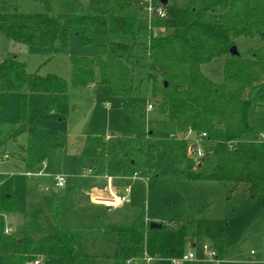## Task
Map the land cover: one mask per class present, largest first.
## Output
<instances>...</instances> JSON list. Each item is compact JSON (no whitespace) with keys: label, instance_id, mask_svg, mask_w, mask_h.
Returning <instances> with one entry per match:
<instances>
[{"label":"trees","instance_id":"16d2710c","mask_svg":"<svg viewBox=\"0 0 264 264\" xmlns=\"http://www.w3.org/2000/svg\"><path fill=\"white\" fill-rule=\"evenodd\" d=\"M41 1L47 11L38 20L30 14L11 13L6 6L0 13V32L16 43L41 47L44 43L39 40L40 25L46 42L57 45L59 53L68 49L72 32L80 36L83 46L95 44V37L108 34L131 39V43L96 46L93 59L73 58L72 85L76 88L101 84L112 97H139L141 85L135 84L134 67L141 66L142 54H149L148 78L152 82L151 104L156 117L150 121L148 135H141L147 127V105L137 100L126 114L132 133L88 137L82 141V158H101L112 164L132 147L129 161L136 164L133 158L137 154L146 159L151 169L157 151L152 133L160 131L169 136L174 164L182 168L187 181L244 187L250 200L260 197L264 206V139L259 138L264 129L250 124V115H260L255 110L264 105V0H200L202 10L195 9L191 0H174L173 4L153 7V16L160 18L157 15L160 7L166 14L161 18L164 30L157 36L152 33L147 43H142L137 33L139 17L145 9L134 0H111L110 6L97 9L93 15L82 13L65 19L52 14L49 0ZM202 12L210 13L215 21L199 22ZM256 37L262 42L259 47L239 57L231 55L238 38ZM221 58L225 60L223 81L216 83L203 73L202 66ZM69 88V83L60 76L28 72L27 65L16 58L0 62L3 108L7 107L11 93L22 94V124L14 130L16 136L27 131L25 114L28 107L36 106V94L49 95L46 111H52L68 102ZM190 130L196 137L206 134L202 158L190 155L191 141L184 138ZM249 133H255V138L244 140ZM72 191L73 188H68L65 192ZM18 211L12 196L0 203V213ZM53 212L56 229L44 233L37 241L22 234V251L15 250L18 238L11 236L3 253V264H32L48 257H58L62 264H76L80 256L76 230L62 224L58 205ZM152 223L141 214L129 227L111 226L104 230L117 244L115 264H126L145 253L154 259H179L190 251L189 247L202 241L209 243L216 260L223 261L224 221L158 223L161 227L157 229H151Z\"/></svg>","mask_w":264,"mask_h":264},{"label":"rangeland","instance_id":"374dc122","mask_svg":"<svg viewBox=\"0 0 264 264\" xmlns=\"http://www.w3.org/2000/svg\"><path fill=\"white\" fill-rule=\"evenodd\" d=\"M134 2L145 9L139 17L137 33L139 40L147 43L152 33L157 36L159 30H162L160 33L164 30L163 20L152 14L153 7L162 5L161 0ZM191 2L195 9L202 10L200 0ZM49 3L52 14L65 19L82 13L93 15L97 9L110 6L111 0H49ZM168 3L173 4L174 0H168ZM6 6L11 13L30 14L37 20L47 11L41 0H0V13ZM198 21L212 23L215 19L210 13L202 12ZM94 39L95 44L83 46L80 36L72 32L68 49L59 53L57 45L46 42L40 25L39 40L44 43L41 47L16 43L0 32V62L16 58L27 65L28 72L40 76L57 75L70 85L68 102L57 105L52 111H46L49 95L36 94V106L28 107L25 114L27 131L18 136L14 135V130L22 124V94L11 93L6 108H3L0 101V201L8 194L13 195L21 209L18 214H0V253L9 242L6 232H19L26 227L30 236L38 239L43 229L55 230L53 209L58 205L60 220L64 226L76 229L78 235L77 251L80 256L76 264H115L112 258L117 251V244L115 238L109 239L105 235L104 230L111 226L129 227L141 214L145 215L146 220L156 223L200 219L224 221L226 230L223 261L214 263L204 248L209 243L202 241L195 247H189V252L195 255L196 264H264L262 199L258 197L250 200L244 187L235 189L231 184L222 182L187 181L182 168L174 164V157L170 152V138L165 133H152V141L157 151L151 169L146 159L137 154L133 158L137 165L129 161V156L133 153L132 147L127 149L126 155L120 156L114 163H109L110 165L101 158L80 156L82 141L88 137H107L113 133L131 134L130 119L126 114L134 102L139 100L147 106L153 102L152 82L148 78L149 54H142L144 56L139 62L141 66L134 67L135 84L141 85L139 97H112L108 88L101 84L78 88L72 85L73 58L93 59L97 54L96 46L99 45L113 42L131 43L128 37L116 34L97 36ZM261 44L259 37L236 40L240 55ZM224 63V58L218 59L203 65L202 71L212 81L221 83ZM255 111L260 115L252 113L250 124L258 130L264 129V105L258 106ZM145 115L147 127L141 133L142 136L148 135L150 121L156 117V113L146 111ZM254 138L255 133H249L245 135L244 140L251 141ZM57 145L58 148L54 149ZM37 159L44 160L41 162ZM27 163L29 167L40 166L29 170ZM46 166V176L30 179L24 175L28 171H44ZM122 166L124 168H121ZM89 170H93V175L82 178L83 172ZM135 170L140 172L142 179L128 180ZM116 172L118 179L122 176L124 181L134 185L130 204L120 208L99 204L98 199H105L100 193L107 191L106 197L111 199L105 174ZM54 175L64 176L68 182L80 178L78 180L82 184L68 194L65 189L58 190L55 187ZM116 186L117 183H113L114 190ZM122 193L124 194V191ZM16 237L21 236L17 234ZM21 248L17 245V249ZM0 264H3L1 256ZM42 264L59 262L57 259H49ZM152 264L174 262L155 259Z\"/></svg>","mask_w":264,"mask_h":264},{"label":"built area","instance_id":"2783aa9c","mask_svg":"<svg viewBox=\"0 0 264 264\" xmlns=\"http://www.w3.org/2000/svg\"><path fill=\"white\" fill-rule=\"evenodd\" d=\"M152 13H153V8H152ZM157 15L160 18H164L165 17L166 14H165V12H164L162 7L157 9ZM147 111L148 112L154 111V105L151 104V103L148 104ZM205 137H206V134H202L199 137H196V136L193 135L191 130L184 136L185 139L191 141V147L193 145H196V147L193 150H191V148H190V155L191 156L196 157V158H202L204 156L205 148H204L203 139ZM259 138L264 139V132L259 133ZM47 174H48V167L46 166L44 168V171H41L39 173H33V172L28 171L24 175L27 178L31 179L33 177H36V178L43 177V176H46ZM92 175H93V170L84 171L83 174H82V178H88V177H91ZM53 178H54L55 187L58 190H63V189L67 188L68 180H67L66 177L61 176V175H54ZM106 178L108 179L109 184H111L112 181H113V178L112 177H108V176H106ZM122 179L125 180L124 178H122ZM141 179L142 178H141L140 174L137 173V172H135L133 174V176L128 178V180H134V181L141 180ZM132 192H133V186L131 184H127L126 188H125V193H126L125 195L118 194L115 191L110 189L109 197L111 199H109V198H107V199H98L97 202L102 203V204H104L106 206H109V207L117 208V207H120V206H122L124 204H128V203L131 202L130 196H131ZM204 248L207 251V254L211 258V260H213L214 263L215 262L218 263V260L215 259L216 254L210 248V246L209 245H205ZM154 260H155L154 258L150 257L147 253H145L142 258L128 260L126 262V264H139L140 262L141 263H146V264H152ZM173 262H174V264H185L187 262H196V258H195V255H194L193 252H188L182 258L173 259ZM34 264H41V261H36Z\"/></svg>","mask_w":264,"mask_h":264},{"label":"crops","instance_id":"0c3cea01","mask_svg":"<svg viewBox=\"0 0 264 264\" xmlns=\"http://www.w3.org/2000/svg\"><path fill=\"white\" fill-rule=\"evenodd\" d=\"M162 30H159V33L161 32ZM264 128V127H263ZM262 132V131H261ZM260 132V133H261ZM264 132V131H263ZM107 137H110V136H107ZM79 144V143H78ZM5 160H8V159H5ZM105 160V162H106V164L107 165H110L109 164V162L106 160V159H104ZM133 165H134V162H131ZM38 166H40V165H38ZM38 166H34V167H38ZM34 167H29V165H28V163H27V169H33ZM121 168H124L123 166L121 167ZM129 170V169H128ZM135 172H137V173H139L140 174V172H138V171H134L133 172V174L135 173ZM117 172L115 173V174H109V175H107V174H105V179L108 181V179L106 178V176H108V177H112L113 178V181H112V183L111 184H109V187H108V190H109V195H110V189L111 190H113V191H115L116 193H118V194H121V195H125L126 193H125V188H126V185L127 184H129V182L128 181H124L122 178V176L120 177L121 179H118L119 177L117 176ZM133 174H131L129 177H131V176H133ZM2 179V175H0V180ZM78 179H80V178H77V179H73L71 182L69 181L68 182V186H67V188L64 190V191H66L68 188H73L74 190L75 189H77V187H80L81 186V182H80V180H78ZM119 180V181H118ZM117 183V186H116V188H115V190H114V188H113V183ZM109 183V182H108ZM134 186V185H133ZM122 188H124V190L122 189ZM118 189H121V191L120 190H118ZM124 191V194L122 193L123 191ZM119 191L121 192V193H119ZM134 191V190H133ZM73 192V191H72ZM69 194V193H68ZM101 195H102V198H105V199H107V197H106V195L108 194L107 193V191H105V192H103V193H100ZM9 196H12L13 197V195H10V194H8L5 198H7V197H9ZM104 196V197H103ZM4 198V199H5ZM14 198V197H13ZM3 199V200H4ZM3 200H1L0 201V203L3 201ZM15 200V199H14ZM16 202V201H15ZM99 203V202H98ZM17 204V203H16ZM99 204H102V203H99ZM128 204H130V203H128ZM104 205V204H103ZM124 205H126V204H124ZM17 206L19 207V205L17 204ZM106 206V205H105ZM123 206V205H122ZM122 206H120V207H122ZM120 207H117V208H120ZM21 212V209H20V207H19V211L18 212H15V213H0L1 215H6V214H18V213H20ZM62 222V221H61ZM147 222H150V220H147ZM56 224V223H55ZM63 224V223H62ZM64 225V224H63ZM120 227V226H119ZM69 228V227H68ZM56 229V228H55ZM73 229V228H72ZM76 230V229H75ZM54 231V230H53ZM53 231H47V229H43L41 232H40V236H39V238L44 234V233H50V232H53ZM6 234L8 235V237H9V240H10V237L11 236H17V234H18V236L20 235H22V234H26V235H28V236H30V234H29V232L27 231V228L26 227H24L23 228V230H21V231H19V232H14V233H12L11 231H9V232H6ZM30 238L32 239V240H34V241H37L38 239H33L31 236H30ZM8 244H9V242H8ZM8 244H6V246H5V248L3 249V251L0 253V256L2 257V259H3V253H4V251H5V249H6V247H7V245ZM22 244H23V239L22 238H18L17 239V243H16V245H14V248H15V250H17V251H22L23 250V246H22ZM17 245H20L22 248L21 249H17ZM115 255H116V252H115ZM115 255L113 256V258L112 259H114V257H115ZM49 259H57L58 260V262H59V264H62V261H61V259L60 258H58V257H48V258H44V259H41V264L43 263V262H47ZM32 264H34V263H32Z\"/></svg>","mask_w":264,"mask_h":264},{"label":"water","instance_id":"95a60500","mask_svg":"<svg viewBox=\"0 0 264 264\" xmlns=\"http://www.w3.org/2000/svg\"><path fill=\"white\" fill-rule=\"evenodd\" d=\"M161 4L162 5H167L168 4V0H161ZM230 53L234 57L241 56L236 46H234V47L231 48ZM166 86H167V84H166ZM195 147H196V145H193L191 147V150H193ZM160 227L161 226L158 223H156V222H154V223L151 224V229H157V228H160Z\"/></svg>","mask_w":264,"mask_h":264}]
</instances>
